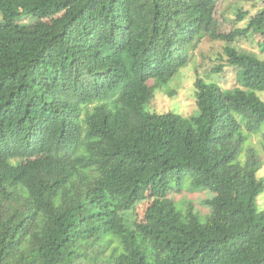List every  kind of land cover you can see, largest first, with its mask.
<instances>
[{"label":"trees","instance_id":"trees-1","mask_svg":"<svg viewBox=\"0 0 264 264\" xmlns=\"http://www.w3.org/2000/svg\"><path fill=\"white\" fill-rule=\"evenodd\" d=\"M218 1L0 0V264H264V57L231 45L254 31L264 54V6L221 33ZM205 37L236 84L147 111ZM183 185L212 194L204 221Z\"/></svg>","mask_w":264,"mask_h":264},{"label":"rangeland","instance_id":"rangeland-1","mask_svg":"<svg viewBox=\"0 0 264 264\" xmlns=\"http://www.w3.org/2000/svg\"><path fill=\"white\" fill-rule=\"evenodd\" d=\"M263 6L262 2L219 0L214 10L216 30L221 33H228L236 28H244L250 17ZM244 12L247 13L241 19H238L237 14ZM1 16L0 12V18ZM260 38L261 36L254 31L249 35L242 33L231 45L264 57L257 46V41ZM224 46L225 41L222 40H212L209 37L201 39L195 47L189 50V63L165 84L153 89L152 97L145 105V109L155 113L174 112L187 117L197 113L193 85L197 77H201L208 82H218L223 88L233 87L236 84L235 68L225 65L222 66L220 71H213L218 65L225 64ZM149 83L152 84L153 81L149 80ZM263 96L264 93H262ZM259 136L261 135L252 136V143L258 148V155L263 159L264 151L259 145ZM242 158H244V155H242ZM257 176L264 178V163L259 165ZM168 197L175 202L180 210L191 206L199 213L200 220L204 221L210 209L205 205L204 200L212 197V194L205 189L192 190L189 185H183L180 192L172 191ZM149 203L150 198H147L135 206L133 217L141 220ZM257 205L264 210V192L257 197Z\"/></svg>","mask_w":264,"mask_h":264}]
</instances>
